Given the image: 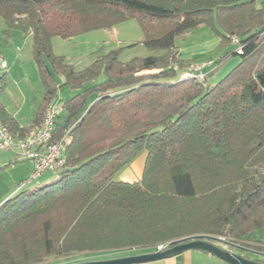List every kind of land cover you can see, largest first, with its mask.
I'll list each match as a JSON object with an SVG mask.
<instances>
[{"label":"trees","instance_id":"trees-1","mask_svg":"<svg viewBox=\"0 0 264 264\" xmlns=\"http://www.w3.org/2000/svg\"><path fill=\"white\" fill-rule=\"evenodd\" d=\"M0 14L8 35H32L44 86L35 122L18 126L3 110L5 127L33 133L60 87L93 81L63 103L67 125L55 124L54 139L69 130L59 176L0 204V264L157 248L194 235L264 252L252 238L264 226V2L0 0ZM128 19L140 23V43L160 53L122 61L118 49L100 50L78 70L53 51L54 36L112 30ZM202 26L220 37L222 60L241 57L214 85L207 78L217 65L203 80L180 77L198 58L182 59L176 40ZM143 152L142 177L121 180Z\"/></svg>","mask_w":264,"mask_h":264},{"label":"rangeland","instance_id":"rangeland-1","mask_svg":"<svg viewBox=\"0 0 264 264\" xmlns=\"http://www.w3.org/2000/svg\"><path fill=\"white\" fill-rule=\"evenodd\" d=\"M264 0H256L257 6H261ZM7 29L4 19L0 14V52L6 56L9 61L10 72L8 84L4 86V101L10 103L14 108L21 109V117L25 121H32L36 115L38 107H40L44 98V86L38 68L33 56V37L32 35H23L18 30H12L11 34H7ZM137 19H128L117 25L112 30L99 29L89 31L79 36L67 39L59 36L53 38V51L56 55L65 56L76 69L82 70L94 62L98 51L108 52L112 49H118L120 54L118 57L122 61H129L133 57H146L148 55L158 54L161 51H152L144 44L140 43L143 38V31ZM218 36L215 29L209 26H202L195 29L192 33L178 37L176 42L184 54L199 46H207L212 39ZM222 50L213 49L203 52L198 58L199 61L213 60L214 65L219 66L218 69L207 79L210 85L218 83L222 78L228 75L241 62L240 55L234 54L222 60ZM187 55V54H186ZM211 67V68H212ZM208 70V69H207ZM55 79L58 83L62 81L59 75L55 74ZM106 79V75L102 73L94 82H102ZM93 81H88L82 84L81 88L71 89L67 86L60 87L54 101L64 103L68 97L74 96L78 92L93 85ZM86 105L92 102L93 97L89 96ZM15 105V106H13ZM8 151V150H4ZM2 151H0V154ZM10 152L12 158L6 163L0 162V204L7 199L13 190L17 192L19 186L24 181L21 176L25 169L26 163L31 161L19 157L15 152ZM7 153V152H6ZM18 156V161H12ZM50 174V175H49ZM49 175V176H48ZM59 176V172L48 170L35 178L31 183L23 185L22 190L35 189L39 185H45L54 181ZM120 176V175H119ZM30 176H27L29 179ZM118 177V176H117ZM21 190V191H22ZM14 194V193H13ZM253 239L264 241V226L258 228ZM227 242H238L235 239L220 237ZM240 242V241H239ZM216 244L227 249H233L226 243L215 241ZM248 245L255 246L257 242L248 241ZM264 243V242H263ZM235 244V243H234ZM242 244V243H241ZM157 248H133L120 249L107 252L96 253H76L71 256L60 259H49L41 264H73L80 262H90L97 260H106L110 258L124 257L134 254L146 252H154ZM166 249V248H165ZM252 258H259L256 254L247 253ZM143 264V263H142Z\"/></svg>","mask_w":264,"mask_h":264},{"label":"built area","instance_id":"built-area-1","mask_svg":"<svg viewBox=\"0 0 264 264\" xmlns=\"http://www.w3.org/2000/svg\"><path fill=\"white\" fill-rule=\"evenodd\" d=\"M234 42L239 40L233 38ZM241 51V47L239 48ZM6 56L0 54V84L2 75L9 68V61ZM213 60L208 61H192L183 70L180 77L187 79L197 77L199 80L207 75V69L214 65ZM174 68L178 69L177 66ZM64 105L59 101H53L44 111L39 127L27 136H21L12 132L8 126L0 120V150H9L15 152L19 157L29 160L33 164V171L28 181H31L43 172L52 170H60L66 164V149L68 144V133L66 131L61 138L54 139L56 125L62 119L64 114ZM264 168V167H263ZM26 181V182H28ZM25 182V183H26ZM24 184L21 185V189ZM19 188V189H20ZM169 244H161L156 250H162Z\"/></svg>","mask_w":264,"mask_h":264},{"label":"crops","instance_id":"crops-1","mask_svg":"<svg viewBox=\"0 0 264 264\" xmlns=\"http://www.w3.org/2000/svg\"><path fill=\"white\" fill-rule=\"evenodd\" d=\"M220 41H221L220 37L215 36L212 39L211 43H209L207 46L202 45L197 48H193V50L186 53L187 55L184 54L183 51L180 49L179 55L181 56L182 59H185V60H191V59L197 58L200 55H202L203 52H207L213 49L215 50L218 49L220 45ZM211 69L212 68H208L207 71H210ZM9 72H10V69L6 70L3 74H1L2 78H1V84H0V120L2 121V117L4 115L2 113H4L3 110H5L7 113H9L11 116H13L18 121L19 123L18 126L26 127V126L32 125L35 122V118L38 113L37 111L39 110V107H38V110L36 111L37 113L34 119L32 121H25L21 117V113H20L21 109H17L15 105H13L15 106L13 108L10 103H7L6 101H4V94H3L4 88L3 87L8 84V77H9L8 73ZM0 151H2L1 152L2 154H0V162L6 163L7 161L11 160L12 156L10 152H8L9 150L8 151L0 150ZM146 157H147V152L141 153V155L137 159H134L133 163L128 168H126L125 171L123 170L120 173L119 178L121 180L129 181V182L139 180L143 175L142 172L144 171V164H145ZM14 160L18 161V156H16L12 161ZM25 165L26 166H25L24 171L22 172L21 177L24 178L23 179L24 181L22 182V184L27 185L32 182V180L28 181L27 176H31V173L33 171V164L31 162L30 164L26 163ZM37 178H39V176H37ZM21 185L19 186V188L21 187ZM19 188H18L19 191L23 189V188L22 189L21 188L19 189ZM15 190H13L9 195H7V198L13 195V193L15 194ZM245 254L247 255V253ZM143 264H230V263L222 260L221 258L209 252L199 250V249H192V250H187L183 253L177 254L176 256L167 258V259L156 260L155 262L150 261V262L143 263Z\"/></svg>","mask_w":264,"mask_h":264},{"label":"water","instance_id":"water-1","mask_svg":"<svg viewBox=\"0 0 264 264\" xmlns=\"http://www.w3.org/2000/svg\"><path fill=\"white\" fill-rule=\"evenodd\" d=\"M68 120L69 114L67 112H64L60 124L65 127L67 125L66 123H68ZM215 241L226 243L227 245H230L233 249H227L221 247V245L218 246ZM192 249H199L209 252L230 264H264L263 261L258 260L257 258H252L245 254L252 253L264 257V252L262 251L241 247L237 244L227 242L226 240L220 237L212 238L210 236L204 235H194L177 240L171 243L166 249L156 250L154 252H146L124 257L110 258L103 261L97 260L90 262H80L77 264H142L150 261L155 262L156 260L167 259Z\"/></svg>","mask_w":264,"mask_h":264}]
</instances>
